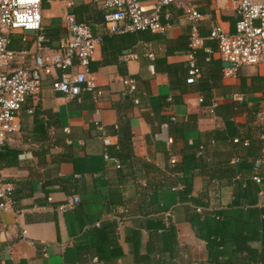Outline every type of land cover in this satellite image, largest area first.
Returning a JSON list of instances; mask_svg holds the SVG:
<instances>
[{
    "label": "crops",
    "instance_id": "1",
    "mask_svg": "<svg viewBox=\"0 0 264 264\" xmlns=\"http://www.w3.org/2000/svg\"><path fill=\"white\" fill-rule=\"evenodd\" d=\"M97 1L42 0L40 50L37 33L9 34L8 49L23 52L24 63L30 64L34 54L54 52L63 44V19L73 14L100 38L87 66L100 96L94 100L88 92L76 98L53 93L50 83L59 72L52 71L43 77L36 104L26 99L21 106L18 130L0 148V178L13 185L15 208L0 212V264H264L263 215L248 216L242 209L245 214L238 221L227 216L222 223L232 234L223 233L220 241L216 237L221 244L210 250L195 235L196 217L201 223L214 211L230 212L234 179H208L195 171L189 178L179 170L182 161L201 155L198 149L196 157L189 155L198 144L200 150L207 148L204 160L214 169L215 163L233 159L228 141L213 142L212 135L224 130L215 108L244 103L256 112L264 106L262 92H243L241 87L264 73L242 67L235 76L223 77L226 64L215 43L206 40L211 25L233 33V0L189 3L200 15L198 35L211 51L195 52L199 76L192 85L185 84L186 0L163 8L161 22L168 26L163 35H110ZM137 1L150 11L155 0ZM164 13L169 14L167 21ZM131 54L136 59H122ZM122 78L134 81L132 93L122 95ZM234 94L238 101H232ZM234 121L244 124L246 117ZM94 122L109 136L106 151L119 168L103 160L105 148ZM71 196L78 203L58 213L57 206ZM21 230L26 231L24 240Z\"/></svg>",
    "mask_w": 264,
    "mask_h": 264
},
{
    "label": "built area",
    "instance_id": "2",
    "mask_svg": "<svg viewBox=\"0 0 264 264\" xmlns=\"http://www.w3.org/2000/svg\"><path fill=\"white\" fill-rule=\"evenodd\" d=\"M186 0L183 16L189 24L187 37V70L185 84L196 83L199 68L195 64L194 55L202 49L207 55L211 53L204 47V40L198 35L197 22L200 19L198 12ZM175 0H155L150 11L144 10L137 0H98L97 6L102 12V25L110 35L126 33H150L163 35L168 28L161 22L163 8L173 4ZM41 3L42 0H0V148L3 147L10 135L18 130L17 116L21 106L29 99L34 106L43 77L52 71L59 72L50 83L53 93L64 95L67 98H76L82 92H88L94 100L100 96L93 79L88 73V63L100 38L93 35L88 26L76 21L75 16L67 13L63 19L66 31V40L58 49L51 53L34 54L30 64L24 63V53L8 49L9 34L13 32H32L36 34L37 49L44 41L41 34ZM234 31L227 33L221 28L211 25L206 40L213 41L216 53L226 64L222 71L223 77H233L242 67H254L264 73V0H233ZM164 20L169 14L164 13ZM148 58L152 55L148 54ZM124 61L136 59L135 54L122 56ZM208 61V58L205 59ZM75 63V65H74ZM78 69L73 70V67ZM124 90L122 95L132 93L135 83L132 79L120 80ZM232 101H238L239 96H231ZM202 99H198L201 103ZM137 104V100H133ZM212 110H210L211 112ZM33 108L27 110L28 114ZM255 122H264V106L255 113ZM98 138L105 151L103 160L119 168L118 160L110 156L106 148L111 145L110 138L104 133L103 126L94 122ZM67 129H65V132ZM262 138V136H260ZM233 143L237 140L233 139ZM246 144V142H244ZM175 162L170 160V164ZM237 158L230 160L236 164ZM260 160L254 161L253 168L257 170ZM250 180L260 183V177L253 174ZM13 185L0 178V212L12 209L11 192ZM50 201V198H47ZM257 207H264V194L257 193ZM78 203L76 196L66 198L57 206L58 213L72 210ZM200 212L199 208H195ZM264 217V216H263ZM20 237L26 238V231L21 230Z\"/></svg>",
    "mask_w": 264,
    "mask_h": 264
},
{
    "label": "trees",
    "instance_id": "3",
    "mask_svg": "<svg viewBox=\"0 0 264 264\" xmlns=\"http://www.w3.org/2000/svg\"><path fill=\"white\" fill-rule=\"evenodd\" d=\"M100 18H102V12H100ZM241 87L243 92H262L264 94V77L254 76L250 78V84L248 86L242 84ZM239 104L241 105H223L215 108L218 111L217 113L222 117L224 130L219 135L215 133L212 135L214 143L218 141H228L230 143L233 158H237L238 162L231 164L230 160H226L222 163H215L214 167L217 169L215 172L213 166L204 160L207 154V148L203 147L200 150V146L198 147L200 144H198L192 146L189 155L196 157V149L200 151L201 155L192 161H182L179 167L181 172L189 174V178L192 177V173L195 171L207 176L208 179H218V181L222 179H234L233 200L230 205V212L217 210L213 212L210 218L204 216L203 222H198V217L193 222L195 225V235L205 239L207 250H210V247L213 248L214 245L221 244V242L214 241L216 237H219L220 241L223 233L232 234V231H228L229 225L222 223V221H226L227 216H231L235 221H238L245 214L242 209L246 210L248 216H264V207H257V193L261 191L264 194V124H257L255 122L256 112H251L244 103ZM239 115L246 117L244 124L234 121L235 117ZM233 139H236L237 142L233 143ZM237 149L240 150V154L237 153ZM257 159L260 160V166L257 170H254L253 164ZM241 172L243 174L249 173L250 176L248 178L245 175L240 176ZM253 174L260 177L259 184H255L250 180ZM185 192L189 193L190 190L187 188ZM189 199L186 201H191ZM194 203L197 205V202ZM12 207L14 208V206ZM234 237L237 236L235 235ZM235 249H240V247L237 246ZM252 254L254 258L257 256L255 252H252Z\"/></svg>",
    "mask_w": 264,
    "mask_h": 264
},
{
    "label": "rangeland",
    "instance_id": "4",
    "mask_svg": "<svg viewBox=\"0 0 264 264\" xmlns=\"http://www.w3.org/2000/svg\"><path fill=\"white\" fill-rule=\"evenodd\" d=\"M42 22V21H41ZM250 68H254V67H250Z\"/></svg>",
    "mask_w": 264,
    "mask_h": 264
}]
</instances>
